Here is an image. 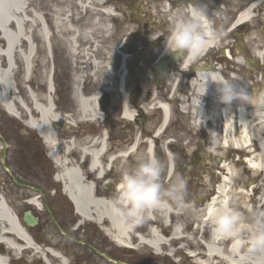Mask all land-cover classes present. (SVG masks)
I'll return each mask as SVG.
<instances>
[{
  "label": "rangeland",
  "instance_id": "374dc122",
  "mask_svg": "<svg viewBox=\"0 0 264 264\" xmlns=\"http://www.w3.org/2000/svg\"><path fill=\"white\" fill-rule=\"evenodd\" d=\"M28 1V15L30 14V8H34L39 11V13L48 16L51 11L55 13L52 8L48 7L54 6L53 8L57 9L56 11L66 12V17L70 22V11L72 5L74 6L75 4L78 5L80 8L79 10L82 11L81 13L84 19L78 32V52L76 54L69 52L68 36L66 38L63 37V39L61 34L54 28L52 29V47L54 53L51 54V57H48L42 39H38L37 52L34 61L31 63V72H29L28 65L31 62V58L26 43L20 45L28 63H25L20 55L16 56L15 71L10 87L12 95L16 96L17 110L20 117L9 114L0 106V191L2 195H4L7 202L11 204V207L18 212L21 219L27 211H31L35 216L39 217V222L35 225L33 229L34 232H32V236L37 241V245L44 251L52 247L53 251L61 252L70 264H196L195 261L186 254V250L190 248L197 252L202 251L198 239L201 237L204 238L205 232L203 231L201 233V231H199L198 224L195 233L191 234L187 232V230L184 231V234L193 236L192 239H182L177 240V242H175V240L170 241V246L175 250V254L171 256L167 253L169 246L164 248L163 254L161 255L156 254L149 247L138 249V241L136 240L133 241L132 246L131 244L127 247L119 246L104 232L103 227L108 226V224L104 223L99 225L93 221L82 220L80 215L74 211L71 201L62 192L63 185L61 181H57L54 178L56 173H60V167L54 163L48 154L49 151H51V147L44 142V138L39 135L36 129L29 127L25 123V120L31 113L35 114V112H31L33 98L39 107H44L47 96L51 94L54 98L57 112L64 117L68 116V118H66L69 120V122L64 120L53 122L52 125L59 131V137L62 139L63 132L66 130L71 134L73 131L75 132L76 129L79 130V132L73 133L74 136L70 138L73 140V147L69 149V152L65 151L64 142H62L61 139L58 140L63 160L68 158L71 163L83 167L87 180L91 181L92 179L95 181V184H97L96 192L103 193L107 198H110L113 192L112 186L116 179L115 177L118 176L120 179L122 173L130 168L135 163L136 159L147 156L145 140L154 138V131L162 121V112L156 107H152V99L163 101L161 95L165 93L164 91H166L165 95H171L173 91H168L171 90V83L158 84L153 81L152 76L154 70L152 64H150L148 60V55H141L140 53L137 55V58L133 57L135 51L139 50V48L142 52L143 49H145L144 45H141L142 43H135L133 46H130V48H124L122 44L116 41L118 38L124 39L125 36H129V33L136 29L137 23L126 19L128 20L126 23H121V25L115 29L113 26V19L117 14L114 13L112 5L109 4L107 0ZM80 1L88 3L90 6L83 8L79 3ZM45 2L48 4L47 7ZM103 9H110L113 13H104L102 11ZM10 15L13 16L12 13ZM7 29L10 34H13L15 27L11 24L8 25ZM24 29L28 31L31 29L30 22H25ZM37 29L38 25L35 27V31ZM251 37L252 33L250 34V43H247V45L244 43L246 51L250 50L252 47L254 49V41ZM5 44V40L0 35V50H4ZM239 48L237 47L236 51L239 50ZM85 52H88V55H85ZM123 55L128 56L131 70H133V68H141L137 78H133L126 89L128 92H134V90L138 89L141 90L142 98L139 103L142 105L141 108H143L145 113L143 118L139 121L126 120V124L131 130L132 139L130 140L129 136L125 139H127V142L129 140L131 141L129 144L130 146L137 137H141L143 144L138 147L135 152L138 158L125 157L121 160L119 155L121 152L125 151V149L127 150L128 147L124 150L118 149L115 151L118 159L113 165H109V157L113 156V149L109 152L106 151L103 156V162L107 164V170L103 174V178H97L96 174L89 170L90 158H85V162L83 161L80 148L83 147L85 140L90 138H102L104 134L105 136L108 135V150L112 146L111 139L109 138L110 130L104 123L108 119V116L113 113L112 107H114L115 110L121 109L120 98L122 92L120 90L119 75ZM88 56L90 58L86 59ZM91 57L100 61V66L102 68L98 73L93 66H90L92 64ZM250 59L252 61L255 60L251 58V56ZM48 60L51 62H48ZM60 62L64 64L66 69V71L61 74L58 72ZM251 62L241 63L221 60L218 61V64L221 65L222 72L227 79H232L230 72L234 71L236 72V79H232L234 82L246 89L248 93L253 91L259 94L263 92L264 84L262 85L260 83L261 81H259L261 76L260 70L254 69ZM106 64L108 65L107 67L105 66ZM50 67L55 69L52 75L54 85L52 92H49L46 85V75L49 73ZM93 70L95 73L94 75H92ZM185 72L186 69H181L180 64L175 71L169 74V76L172 75L169 82L179 81L178 90H190L188 83H190L192 76H186L184 74ZM82 75H84V79L82 78L83 81L78 85V78ZM77 85L80 86V91L86 96H91L93 94H98L100 96V119L93 120L85 119L81 116L79 117V114H77L78 105L75 97L76 90H74ZM60 87L63 89L61 90ZM153 93H155V98H153ZM186 93L189 92L186 91L184 93L187 98L188 94ZM109 95L111 105L109 104ZM171 98L174 101L173 103L165 101L172 106L171 119L159 145L155 148L157 149L155 157L162 160L165 165L168 163L169 157L172 158L173 163H180V173H183V177L187 180V183H190V176H186L187 173L185 171H187V167H191L192 164H197V170L204 169L203 178L205 177L206 180H209L211 179L210 174L212 173L211 166L216 164L217 159L226 156L228 161L232 160V158H230L231 156L228 157V155L232 154H230L231 152L226 148L215 147L216 153L213 154L203 149V151L207 152V155L203 156L200 161L196 160L193 163L188 162L186 167H184L182 160H187V158H189V152L199 143L198 138L202 128L207 129V134L210 130L214 132L216 127L219 129L220 121H218L219 123L217 125H211L207 123V118H205V123L196 125L194 119L190 117V107H186V104H189V100H186V104H181L176 100L177 98L175 95ZM109 105L110 109L107 111ZM180 105L186 107V112H180ZM133 107V110L135 109L134 111L137 112L135 104ZM32 114L31 117L38 118V116H33ZM208 114L209 112L207 111L206 115L208 116ZM118 118L121 117L118 116ZM119 138L121 139L122 137L120 136ZM122 141L124 144L127 143L124 139H122ZM210 145L211 139L210 134H208L203 148H207V146L209 148ZM120 147L121 146H118V148ZM240 167L242 170L245 169L244 166ZM209 168L211 173L210 170L208 171ZM166 171L165 168V173L161 180L165 185L175 178L168 176ZM243 175L247 185L249 181H254L262 187V190L264 189V174L258 176V173L248 172ZM88 181H86L85 184H87ZM32 187H42L45 190L43 192L46 195V201L42 202V200L39 199L41 204L40 208L38 207L39 205L35 207L28 203V199L32 193H37V195H39V191H33ZM189 187L190 184H187V188ZM259 194L260 193L257 192L256 196H259ZM165 201L172 205L171 201ZM193 211L194 209L191 207L189 210H184L179 213V222L182 223L183 226L186 222H192V224L195 222L197 223V221L192 218ZM242 212L246 217L245 223H250L253 218H257L255 213L249 217L246 212ZM159 217V214H156L155 220H145L144 223L135 227V232L146 235L148 234L149 227L151 225H156L166 236H170V227L172 228V226H164L159 220ZM81 239H85V241L80 242ZM185 242H187V248L184 247V249H182L180 246ZM93 248L96 249V251ZM4 249L7 251L4 246L0 247V251L6 254L5 256L9 257L11 262L16 260L15 264H44L39 254L35 256L33 252L29 251L22 253V257L17 259V256L14 257L11 252L7 253ZM176 259H179V262H177ZM49 261L51 260L49 259ZM55 261L56 259L52 258L51 262L54 263ZM213 264L223 263H219L217 259H214Z\"/></svg>",
  "mask_w": 264,
  "mask_h": 264
},
{
  "label": "bare ground",
  "instance_id": "6f19581e",
  "mask_svg": "<svg viewBox=\"0 0 264 264\" xmlns=\"http://www.w3.org/2000/svg\"><path fill=\"white\" fill-rule=\"evenodd\" d=\"M28 3V0H0V35L6 42L4 50H0V106L9 114L17 117H20V115L17 110L16 96L12 95V90L10 89L11 86H9V84L12 85L16 56L20 55L24 59V62L28 63L20 45L26 43L31 58L30 66L28 65V71L31 72V63L34 61L37 52L38 39H42L47 56L51 57V54L54 53L52 47V29L56 28V31L61 34L62 38L68 36L69 52L76 54L78 52V32L82 25L77 24L73 19L69 22L66 17V12L56 11L57 9L53 8L54 6L51 8L55 13L51 11L48 16L39 13V11L34 8H30V14L28 15ZM79 3L83 8L90 6L88 3H83L81 1ZM74 6H76L77 9H80L78 5L74 4ZM102 11L107 14L113 13L110 9H103ZM11 13L13 16L10 15ZM79 13H81V11H79ZM253 20L254 15L251 8L243 10L238 16L239 24L244 22L251 23ZM27 21L30 22L31 25L29 31L24 29L25 22ZM11 24L15 27L13 34H10L7 29L8 25ZM37 25L38 29L35 31ZM248 40L250 42V39ZM211 46H216V44L210 45L205 50H208ZM84 54L88 55V52H85ZM258 55L259 57H262L264 56V52L260 51L258 52ZM89 58V56L86 57V59ZM127 60L128 56L123 55L119 75L120 90L122 92L120 103L123 117L127 120L133 121L136 118V112L127 100V89L126 86L123 85V77L126 72L124 62ZM193 61V57L188 55L181 63V69H188ZM240 61L241 63L243 62L241 59ZM48 62L51 61L48 60ZM91 63L90 66H93L98 73L102 68L100 66V61L91 57ZM105 66L107 67L108 65L106 64ZM94 74L93 70L92 75ZM52 75L53 69L50 67L49 73L46 75V85L49 92H52L54 88ZM84 75L78 78V85L83 81L82 78L84 79ZM171 76L172 75L169 76L168 82L169 79H171ZM221 80L229 79L224 76L220 64H218L216 68L209 67L207 70L199 69L195 72L190 83H188L190 91L187 93V98L182 91L178 90V80L169 82L172 84L171 90H173L171 96L175 95L177 98L176 100L181 104H186V100H189V104H186V107H190V117L194 119L196 125L205 123V118H207V123L209 124L214 123L217 125L219 123L218 121H220L219 129L216 128L214 132L210 131V153H216L215 147L226 148L229 152H233L232 155H230L231 158H233L236 152H244L242 149L243 142L245 145L250 143L252 145L250 148L253 151L254 157L250 158L248 161H250L251 166L255 168V173H258L259 175L264 174V105H256L253 103L244 105L243 107L240 106V108H232L236 106L235 104H239L238 101L235 102L233 106L225 105L219 99V92L217 90V84L215 83ZM78 85L74 89L76 90L75 97L78 105L77 114H79V117L81 116L85 119H100V96L98 94L86 96L80 91L81 88ZM249 94L257 95L253 91ZM153 95V98H155V93H153ZM152 102V107H156L163 115L162 121L154 131V138L145 140L146 154L155 156V148L159 145L160 140L168 128L172 114V106L164 100L152 99ZM9 104H11V107ZM186 107L180 105V112H186ZM232 109L234 111L236 110V114H233ZM207 111L209 112L208 116L206 115ZM31 112H35V114H31L33 116H38V118L31 117V114L29 113L30 116L27 117L25 123L29 127L36 129L45 139L48 146L51 147V153L49 155L60 167V173L55 175V179L63 182L64 193L70 198L71 202L73 201L77 214L80 215L82 220L93 221L99 225L104 223L108 224V226L103 227V230L119 246H128L136 240L138 241V249L149 247L156 254L160 255L163 254L166 246H169L167 253L171 256L174 255L173 253H175V250L170 246V241L193 238L191 235L184 234L182 223H177L173 227L170 236H166L156 225H151L148 234L146 235L136 233L135 227L129 228L123 225L112 213L113 201L110 200V198H107L103 193L96 192L97 184L93 185L92 181L87 180L83 167L71 163L68 158L63 160L58 144L59 133L53 129L52 124L53 122H60L62 120L69 122V120L67 119L68 116H66V118L57 112L52 95L50 94L47 96L44 107H39L33 98ZM142 144L141 137H137L134 142L128 146V149L121 153L119 157L121 160L125 157H130L131 155H134V158H138V156L135 155V152ZM64 147L66 149L65 151L69 152V149L73 147V141L64 142ZM108 148V140L105 134L102 138H90L85 140L83 147L80 148L83 155V161L85 158H90L89 170L95 173L97 178H103V174L107 170V164L103 162V156ZM221 158L224 159V161L222 164H218V168L222 170L223 176L217 186L215 196L211 200L212 202L208 203L202 209H195L193 211L192 217L198 222L199 231H201V233L204 231L206 234L209 230L208 235H204V238L201 237L198 239L202 251L197 252L196 250L194 251L193 249L191 250L187 248V242L181 244V248L184 249V247H186L187 254L194 255V261L198 264H212L214 259H217L223 264H264V254H249L246 251L247 241L251 236V233L247 230L249 223H245V227L242 229L238 241L232 239H213L211 235L212 226L209 219V210L212 207H219L222 202H227L237 210L239 208V211L242 214V211H244L249 217L255 213V215H257L256 219H259L260 222L264 223V189L262 190V187L258 184L257 191L260 194L257 198L252 197L243 175L246 171L244 172L241 169L240 164L235 160L233 162L228 161L226 156H222ZM117 159L118 156H111L109 158V165H113ZM213 166H215V168L217 167V165ZM170 170L172 171V167ZM212 178L217 179L214 171H212ZM86 181H88L87 184H85ZM212 183L213 181L210 179L208 185ZM249 184L253 185L254 182L249 181ZM119 186L116 188V191L119 190ZM252 187H254V185ZM28 203L35 207L38 205L40 207L41 205L36 194L31 195ZM252 203H256V207H253ZM190 208L191 205L183 203L182 206L178 207V213H181L184 210L187 211ZM173 212L171 205L165 200H162L159 209H153L149 213V216L155 215L156 219V214H159V220L162 224L170 227L172 226ZM148 219L152 220L150 218ZM25 229L1 198L0 247H6L7 253L12 252L13 255L16 256H20L22 253L30 251L33 252L35 256L38 254L41 255L43 259H45L46 256L49 257V253L42 250L37 245L35 238L31 237L27 232V229ZM51 252L60 257V254L57 252H54L53 250H51ZM5 255L6 254L0 252V264H8L9 257ZM51 261L47 260L44 264L56 263ZM56 261L59 262L58 264H67V260L62 256L61 259H56Z\"/></svg>",
  "mask_w": 264,
  "mask_h": 264
},
{
  "label": "flooded vegetation",
  "instance_id": "af4514ba",
  "mask_svg": "<svg viewBox=\"0 0 264 264\" xmlns=\"http://www.w3.org/2000/svg\"><path fill=\"white\" fill-rule=\"evenodd\" d=\"M107 2L112 5L114 13L117 14L113 19V26L115 29L121 25V23H126L128 20H132L137 23L136 29H134L133 32H130L129 36H125L124 39L118 38L116 41L122 44L125 48H129L135 43H142L141 45H144L145 49H143V52L140 49V53L141 55H148V60L150 64H152V68L154 70V74L152 76L153 81L157 82L158 84H168L167 76L175 71L188 56L186 55L182 59H178L173 54L168 53L165 50L164 41L168 35L170 17L177 10L187 7L190 3H198L206 7L208 9L209 15L214 21V25L217 29H222L223 34L218 43L220 48L218 47V49H213L203 53L198 58H196V60L188 69V72L185 73L186 76H193L192 74H194L197 66H204L206 63H209L213 60H224L225 58L223 52L230 41L231 43L228 46L231 48L239 44V32L242 33L241 38H244L245 35L248 34L250 28L249 24L247 23L239 27V24H235V21L239 13L249 7L251 8V11L254 15V20L251 27L254 28L255 34H257L254 56H256V54L258 55V52L260 51L264 52V50L261 48V46L264 44V0H107ZM45 4L47 7L48 4L46 2ZM79 11L80 10L77 9L76 6L72 5V9L70 11L71 18L69 19L75 20L77 24L80 25L82 24L84 17L82 13H79ZM228 38H230V41ZM243 54L244 56H248L246 52ZM234 57H236V55H234ZM261 62H264V58H262ZM64 71H66L65 66L60 62L58 72L61 74ZM60 89L62 90L63 88L60 87ZM180 91L185 93L186 91L189 92L190 90ZM164 92L166 93V91ZM165 93L161 95V98L164 100L169 99ZM129 97L131 105L133 106L135 104L137 107L138 116L136 120L139 121L145 114L141 108L142 105L139 103L142 98L141 90L138 89L134 90V92H129ZM109 104L111 105L110 95ZM110 105L109 108H107V111L110 109ZM112 112L113 113L108 116L105 126H107L110 130L109 138L112 142L110 150L113 149L112 154L115 156V151L118 149L124 150L129 146L132 135L129 126L122 117L121 109L115 110V108L112 107ZM118 116L121 118H118ZM75 132L77 133L79 130L76 129ZM75 132L73 131V133ZM73 133L71 134L68 130H66L63 132V138L69 140L74 136ZM208 134H210V131H208ZM208 134L207 129L200 132L199 143L189 152V158H187V160L184 159L185 161L182 160L184 167H186L188 162L193 163L196 160L200 161L204 156L201 152V147L206 142ZM120 136L122 137L121 139L119 138ZM128 136L130 137V140L127 142V139L125 138ZM122 139H124V141L127 143L124 144ZM118 146L121 147L118 148ZM197 168V164H192L191 167L188 166L187 171H185L187 173L186 176H190V183H187L190 184V187L187 188L188 194L184 200V203L189 202L193 209H202L214 194L215 183L213 182L214 184L212 183L208 185L209 183H206V178H203L204 169L197 170ZM177 175L184 176L183 173H180V163L176 162L175 173L173 177H176ZM115 178L116 179L113 182V186H116V182L119 180L118 176ZM39 189L45 191L42 187H39ZM40 196L42 202H45V193L43 192V194H40ZM173 206L176 212V214H173V220L176 223H180L178 213L179 206L175 205L174 203ZM196 226V222L194 224H192V222H186L184 223L183 229L184 231L187 230V232L193 234L197 231ZM34 227L31 229V232H34ZM206 233L208 234V231Z\"/></svg>",
  "mask_w": 264,
  "mask_h": 264
},
{
  "label": "clouds",
  "instance_id": "9594fccd",
  "mask_svg": "<svg viewBox=\"0 0 264 264\" xmlns=\"http://www.w3.org/2000/svg\"><path fill=\"white\" fill-rule=\"evenodd\" d=\"M223 32L214 25L208 9L202 4L190 3L177 10L170 17L168 35L164 41L165 50L178 59L190 55L193 59L210 45L218 44ZM215 82V81H214ZM219 99L225 105L239 102L264 105V92L252 95L233 80L215 82ZM9 86H11L9 84ZM165 163L153 155L136 159L135 163L121 175L118 192L113 198L112 213L129 228L136 227L150 218L153 209H159L162 200H169L182 206L188 194L187 180L177 175L167 185L161 182L165 173ZM211 235L213 239H232L238 241L245 227L246 217L227 202L209 210ZM251 233L246 251L249 254H264V223L253 218L249 223Z\"/></svg>",
  "mask_w": 264,
  "mask_h": 264
},
{
  "label": "water",
  "instance_id": "95a60500",
  "mask_svg": "<svg viewBox=\"0 0 264 264\" xmlns=\"http://www.w3.org/2000/svg\"><path fill=\"white\" fill-rule=\"evenodd\" d=\"M29 217H27L26 219H27V222L29 223V224H32V223H34L36 220H34L32 217H30V215H28ZM31 219V220H30Z\"/></svg>",
  "mask_w": 264,
  "mask_h": 264
}]
</instances>
